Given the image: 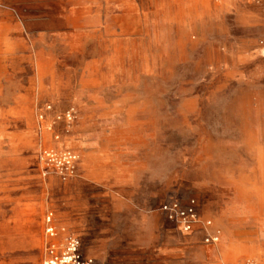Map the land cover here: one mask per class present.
Returning <instances> with one entry per match:
<instances>
[{
    "label": "rangeland",
    "instance_id": "rangeland-1",
    "mask_svg": "<svg viewBox=\"0 0 264 264\" xmlns=\"http://www.w3.org/2000/svg\"><path fill=\"white\" fill-rule=\"evenodd\" d=\"M191 199L217 244L158 212ZM68 235L91 264H264V0H0V264Z\"/></svg>",
    "mask_w": 264,
    "mask_h": 264
},
{
    "label": "built area",
    "instance_id": "built-area-1",
    "mask_svg": "<svg viewBox=\"0 0 264 264\" xmlns=\"http://www.w3.org/2000/svg\"><path fill=\"white\" fill-rule=\"evenodd\" d=\"M158 212L183 235L194 234L198 230L204 244L218 242L217 234L210 231L211 223L201 220L194 200H171L161 204ZM45 235L49 239L55 238L51 214L45 218ZM43 264H91V261L82 255L78 238L68 235L61 246L50 241L45 247Z\"/></svg>",
    "mask_w": 264,
    "mask_h": 264
},
{
    "label": "crops",
    "instance_id": "crops-1",
    "mask_svg": "<svg viewBox=\"0 0 264 264\" xmlns=\"http://www.w3.org/2000/svg\"><path fill=\"white\" fill-rule=\"evenodd\" d=\"M210 231H212L213 232V230L211 229Z\"/></svg>",
    "mask_w": 264,
    "mask_h": 264
},
{
    "label": "bare ground",
    "instance_id": "bare-ground-1",
    "mask_svg": "<svg viewBox=\"0 0 264 264\" xmlns=\"http://www.w3.org/2000/svg\"><path fill=\"white\" fill-rule=\"evenodd\" d=\"M217 243H218V242H217ZM217 243H216V244H217Z\"/></svg>",
    "mask_w": 264,
    "mask_h": 264
}]
</instances>
